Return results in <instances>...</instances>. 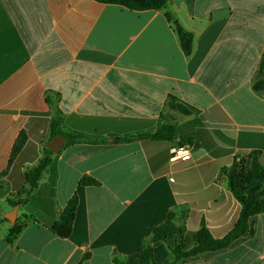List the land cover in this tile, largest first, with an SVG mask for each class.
<instances>
[{
    "label": "crops",
    "instance_id": "obj_1",
    "mask_svg": "<svg viewBox=\"0 0 264 264\" xmlns=\"http://www.w3.org/2000/svg\"><path fill=\"white\" fill-rule=\"evenodd\" d=\"M169 13L170 21L165 13ZM193 35L185 55L173 23ZM264 0H168L132 10L95 0H0V264H150L138 250L167 213L186 232L201 224L222 237L240 205L220 172L235 155L264 157ZM54 104L46 102V94ZM169 95L197 110L175 120ZM53 106L66 131L88 141L64 143L18 206L24 174L53 138ZM195 143L172 161L175 141L115 138L153 130L162 116ZM20 132L26 142L9 163ZM90 177L97 186L80 184ZM70 235L50 231L72 195ZM227 247L176 264H264V213ZM22 226L12 243L5 237ZM156 263L169 255L152 244ZM85 257V258H84Z\"/></svg>",
    "mask_w": 264,
    "mask_h": 264
},
{
    "label": "trees",
    "instance_id": "obj_2",
    "mask_svg": "<svg viewBox=\"0 0 264 264\" xmlns=\"http://www.w3.org/2000/svg\"><path fill=\"white\" fill-rule=\"evenodd\" d=\"M95 1L105 4H116L132 10H159L166 6L168 0ZM165 15L170 21L172 20L169 13L166 12ZM173 27L183 53L189 55L193 44L192 33L176 22L173 23ZM252 89L255 92L264 94V76L258 75L254 79ZM45 100L50 105L54 104L49 93L46 94ZM165 108L168 111H174L184 116L198 113L194 107L181 102L172 95L167 97ZM48 133L50 138L62 135L66 144L89 140L83 134L66 131L63 127V116L54 106ZM26 139L25 133L20 132L12 147L9 163L24 146ZM129 139L167 140L175 141L177 145L189 144L191 148L195 147L193 140L189 137H183L180 133V127L176 123L170 122L166 115L162 116V121L153 130L115 138L116 141H127ZM52 155L53 153L48 148H43L37 163L26 170L24 174L25 185L18 192L19 196L23 197L10 201L13 207L22 205L27 196L36 188L38 181L52 161ZM220 172L226 176L228 190L240 205L239 215L234 225L222 237H214L203 224L197 230L187 233L183 224H177L176 213L170 211L165 219L152 229L146 243L138 250L148 259L150 264H158L154 260L152 251V244L155 242L164 243L169 252L168 257L161 264H176L207 251L225 248L234 239L252 231L250 219L256 214L264 213V157L261 156L259 151H251L244 156L235 155L231 158L229 165L223 166ZM80 184L97 186L98 182L90 177H82ZM77 203L78 198L74 194L69 198L59 217L50 227V231L53 234L62 239L70 235ZM21 227L19 225L13 226L5 237L6 242L12 243L20 232ZM113 264L124 263L114 257Z\"/></svg>",
    "mask_w": 264,
    "mask_h": 264
},
{
    "label": "water",
    "instance_id": "obj_3",
    "mask_svg": "<svg viewBox=\"0 0 264 264\" xmlns=\"http://www.w3.org/2000/svg\"><path fill=\"white\" fill-rule=\"evenodd\" d=\"M64 143V137L62 135H58L53 137L47 144L46 148H48L52 153H58L60 151L61 146ZM18 209V206H14L12 210L6 214V218L9 221L15 220V214Z\"/></svg>",
    "mask_w": 264,
    "mask_h": 264
},
{
    "label": "built area",
    "instance_id": "obj_4",
    "mask_svg": "<svg viewBox=\"0 0 264 264\" xmlns=\"http://www.w3.org/2000/svg\"><path fill=\"white\" fill-rule=\"evenodd\" d=\"M191 150L189 144L177 145L175 144L170 149V158L172 161H186L191 157Z\"/></svg>",
    "mask_w": 264,
    "mask_h": 264
},
{
    "label": "rangeland",
    "instance_id": "obj_5",
    "mask_svg": "<svg viewBox=\"0 0 264 264\" xmlns=\"http://www.w3.org/2000/svg\"><path fill=\"white\" fill-rule=\"evenodd\" d=\"M179 116L182 117L183 115H181V114H179V113H177V112L174 113V114L172 115V117H173L175 120H176V119L178 120V119H179ZM169 121L171 122V120H169ZM180 130H181V128H180Z\"/></svg>",
    "mask_w": 264,
    "mask_h": 264
}]
</instances>
